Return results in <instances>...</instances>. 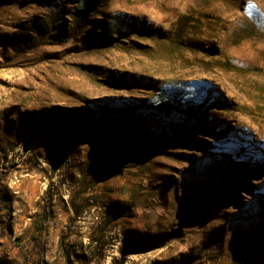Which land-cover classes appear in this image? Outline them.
I'll return each instance as SVG.
<instances>
[{"label": "rangeland", "instance_id": "rangeland-1", "mask_svg": "<svg viewBox=\"0 0 264 264\" xmlns=\"http://www.w3.org/2000/svg\"><path fill=\"white\" fill-rule=\"evenodd\" d=\"M261 195L264 0H0V264H264Z\"/></svg>", "mask_w": 264, "mask_h": 264}, {"label": "trees", "instance_id": "trees-1", "mask_svg": "<svg viewBox=\"0 0 264 264\" xmlns=\"http://www.w3.org/2000/svg\"><path fill=\"white\" fill-rule=\"evenodd\" d=\"M84 3V2H83ZM81 3L85 9H79L77 10V15L76 17L74 18V22H75V26L77 28H80L81 27V19L83 17V14H85V12H87L88 8H89V5L87 3ZM58 3L55 4V6H57L56 8H58ZM121 23V22H119ZM119 30V29H118ZM121 110V111H120ZM158 110L160 112H164V114L167 116H170L172 113H176V114H179L178 112L174 111V109H172L171 105H169L167 102L162 104ZM123 111V109H119L118 110V113H121ZM174 111V112H173ZM149 112V111H148ZM151 113V112H150ZM181 115L183 116V123L184 122H189L191 121V119L193 118H196V115H195V112H194V109L193 108H188L185 112H182ZM119 173V170L118 169H113V170H109L105 173V175H109V176H113V175H117ZM260 197L264 198L263 195H261ZM40 226H41V223L40 222H37L36 223V226H35V232H34V237H36L38 235V232L40 230ZM134 253V252H133Z\"/></svg>", "mask_w": 264, "mask_h": 264}]
</instances>
